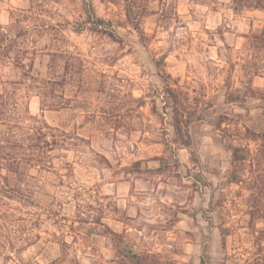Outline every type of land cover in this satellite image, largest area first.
I'll use <instances>...</instances> for the list:
<instances>
[{
	"label": "rangeland",
	"instance_id": "obj_1",
	"mask_svg": "<svg viewBox=\"0 0 264 264\" xmlns=\"http://www.w3.org/2000/svg\"><path fill=\"white\" fill-rule=\"evenodd\" d=\"M141 1L145 39L126 0H0L1 25L28 15L0 93L31 71L19 99L65 143L29 170L5 264H264V211L231 181L232 146L264 129V11Z\"/></svg>",
	"mask_w": 264,
	"mask_h": 264
},
{
	"label": "trees",
	"instance_id": "obj_2",
	"mask_svg": "<svg viewBox=\"0 0 264 264\" xmlns=\"http://www.w3.org/2000/svg\"><path fill=\"white\" fill-rule=\"evenodd\" d=\"M232 1L237 7L264 11V0ZM144 6L141 0H126L127 20L141 39L146 37L141 28ZM26 16L28 15H21L17 23L8 27L0 24V65L11 62L9 54L18 41V33L27 30L20 25ZM85 23L90 30L107 34L113 39L119 36L118 28L115 29L114 25L100 19L93 12ZM15 65L25 68L22 60H17ZM33 77L31 71H26L23 80L27 81H12L11 87L0 93V256H3L4 264L5 260L12 259L10 251L17 250L16 240L19 239L14 232L19 230L16 228L21 225L19 221L23 220L19 213L23 210L33 213L28 204H33V179L35 181L37 178L31 175L29 170L52 168V150L57 144H65L57 139L56 127L51 126L43 116L32 114L29 106L19 99L20 86L26 82L25 85L29 89L31 86L28 81ZM248 138L256 144L255 149L250 145L232 146L231 181L243 188L247 187L251 191V197L258 200L259 207L264 211V129L250 131ZM198 160V157H195V161ZM39 183L38 186L41 187ZM227 234L229 228L222 227L221 236L225 239ZM7 250L9 252L3 254Z\"/></svg>",
	"mask_w": 264,
	"mask_h": 264
}]
</instances>
